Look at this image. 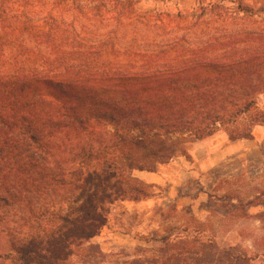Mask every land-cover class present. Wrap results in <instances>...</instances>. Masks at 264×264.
<instances>
[{
	"label": "trees",
	"instance_id": "trees-1",
	"mask_svg": "<svg viewBox=\"0 0 264 264\" xmlns=\"http://www.w3.org/2000/svg\"><path fill=\"white\" fill-rule=\"evenodd\" d=\"M141 1L0 0V225L18 264H69L114 204L150 196L134 172L264 126V0ZM162 243L146 264L245 263L202 232Z\"/></svg>",
	"mask_w": 264,
	"mask_h": 264
},
{
	"label": "rangeland",
	"instance_id": "rangeland-1",
	"mask_svg": "<svg viewBox=\"0 0 264 264\" xmlns=\"http://www.w3.org/2000/svg\"><path fill=\"white\" fill-rule=\"evenodd\" d=\"M199 1L219 0H142L138 8L175 13ZM257 15L264 23V9ZM258 104L264 109V97ZM227 145L226 135L219 132L194 143L188 159L177 158L155 173L134 172L133 177L145 185L150 196L114 204L106 226L98 236L75 248L69 264H146L159 255L162 239L174 242L184 231L202 232L204 240L213 239L221 252L240 262L264 264V152L258 149L249 157L227 156ZM251 202L256 206L251 207ZM12 213L14 218L9 220L15 223L11 228L20 237L26 228L20 233L16 230L21 213ZM1 227L0 264H18Z\"/></svg>",
	"mask_w": 264,
	"mask_h": 264
},
{
	"label": "crops",
	"instance_id": "crops-1",
	"mask_svg": "<svg viewBox=\"0 0 264 264\" xmlns=\"http://www.w3.org/2000/svg\"><path fill=\"white\" fill-rule=\"evenodd\" d=\"M252 134L254 137L253 140L228 141V145L225 148V154L227 156L242 154L249 157V155L255 150L262 149L264 152V126H255L252 130Z\"/></svg>",
	"mask_w": 264,
	"mask_h": 264
}]
</instances>
